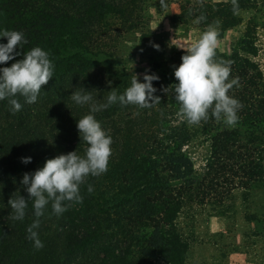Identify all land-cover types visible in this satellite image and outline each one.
<instances>
[{"label":"trees","instance_id":"16d2710c","mask_svg":"<svg viewBox=\"0 0 264 264\" xmlns=\"http://www.w3.org/2000/svg\"><path fill=\"white\" fill-rule=\"evenodd\" d=\"M153 1L0 0V29L23 31L28 43L19 51L40 46L55 66L36 103L17 95L22 108L13 113L8 99L0 100V264H188L189 245L176 225L185 207L208 206L223 213L234 191H240L243 201L264 191V74L253 60L259 26L255 16L229 52L216 50L215 59L231 62L229 79L239 78L229 91L243 105L238 122L229 127L210 115L192 125L182 118L172 92L178 82L174 67L185 51L166 52L161 35L144 31L141 13ZM177 1L180 11L172 16L173 24L187 25L204 16L196 25L202 32L209 25L218 27V40L241 24L240 12L258 4L156 0L155 9L159 13ZM137 33L138 43L148 49L147 74L159 77L152 83L160 104L141 109L117 103L95 114L113 139L108 170L89 176L80 186L82 202L70 203L63 214L57 216L48 205L37 230L44 246L36 249L26 238L36 219L32 201L23 221L11 219L7 202L18 192L28 199L20 183L23 174L47 159L75 150L84 154L76 120L89 108L75 105L69 96L83 88L103 102L107 91L123 93L132 80L133 60L120 52L119 44ZM197 137L207 144L198 167L189 151ZM22 157L31 162L22 163Z\"/></svg>","mask_w":264,"mask_h":264},{"label":"clouds","instance_id":"9594fccd","mask_svg":"<svg viewBox=\"0 0 264 264\" xmlns=\"http://www.w3.org/2000/svg\"><path fill=\"white\" fill-rule=\"evenodd\" d=\"M204 16L197 17L194 23L199 24ZM218 27L209 25L199 39L184 48L181 63L174 67L173 75L178 81L172 85L174 99L180 105V114L189 124H200L209 116L226 126H235L239 120L238 112L243 105L234 96L229 95L234 85L238 86L239 78L229 79L231 74L230 61L217 60ZM0 38H6V43H0V65L15 60L10 66L0 67V100L8 99L13 113L21 110L17 95L25 98V103H36L41 93L42 85L54 76V63L50 53L40 46H34L28 51H19L28 43L25 33L20 30L0 29ZM158 49V45H153ZM159 77L155 74H145L143 82H138L132 76L130 86L123 93L116 88L107 91L103 102L93 96V91L78 88L69 96L72 102L80 107L88 106L89 111L76 120L80 141L86 145L84 154L71 151L47 159L43 166L32 173H25L20 183L26 186L28 199L13 193L8 200L12 210L13 221H23L26 216L28 201H32L36 219L27 227V239L33 241L36 249L42 248L38 229L40 217L51 204L52 211L57 215L67 211L70 203H81L83 197L80 186L89 176L97 177L108 170L109 158L112 154L113 139L104 129L95 114L109 107L135 105L141 109L151 108L160 104V97L153 81ZM211 110V111H210ZM22 163H30L31 157H22ZM89 184L87 191L93 192ZM16 192V193H17ZM69 202V203H65Z\"/></svg>","mask_w":264,"mask_h":264},{"label":"rangeland","instance_id":"374dc122","mask_svg":"<svg viewBox=\"0 0 264 264\" xmlns=\"http://www.w3.org/2000/svg\"><path fill=\"white\" fill-rule=\"evenodd\" d=\"M155 1L141 13L145 22L144 31L161 35L166 52L170 49L185 51L178 47L191 46L199 39L202 30L194 22L187 25L172 23V16L180 11V1L168 3L159 13L155 9ZM253 16L259 25L255 39L257 54L253 60L264 74V0H258L255 8L240 12L241 24L224 33L223 38L218 40L216 50L229 52ZM138 36L139 33L127 36L119 45L120 52L133 60L131 76L143 82V76L148 72V49L138 43ZM195 140L189 151L198 167L207 152V144L202 137ZM240 196V191H234L223 213L208 206L185 207L181 211L176 225L189 245L188 264H264V191L253 194L247 201H243ZM247 215H255L256 219L247 221Z\"/></svg>","mask_w":264,"mask_h":264}]
</instances>
